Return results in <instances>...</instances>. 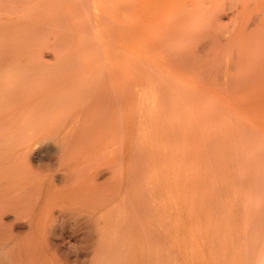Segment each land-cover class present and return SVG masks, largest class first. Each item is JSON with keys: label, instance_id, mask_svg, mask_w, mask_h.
<instances>
[{"label": "rangeland", "instance_id": "obj_1", "mask_svg": "<svg viewBox=\"0 0 264 264\" xmlns=\"http://www.w3.org/2000/svg\"><path fill=\"white\" fill-rule=\"evenodd\" d=\"M263 3L264 0H0V59L5 56L0 60V72L10 66L9 71L14 72L22 68L17 72L21 75L26 70L33 72L37 66L36 71L45 68V72H33L40 77L52 68L48 75L78 68L75 73H79L77 82L83 81L81 85L77 83L82 86V94L86 90L83 88L88 86L91 94V87L106 80L104 86L115 93L110 92L117 101L113 108L118 110L120 101L116 96L123 89L119 85L126 82L128 132L121 137L125 138L126 149L121 151L123 142L119 135L114 136L116 142L119 139L121 153L113 150V143L107 145L118 153L117 160L113 157L115 161L108 164L112 165L109 169L103 165L111 154L103 157L104 147L95 150L102 152L99 158H105V162L98 160L96 164L95 210H84L86 213L79 217L83 225L80 236L85 237L79 251L80 264H264ZM82 56L92 59L86 61ZM69 58L78 64L74 66L76 62L68 60L73 63L69 64ZM100 59H105V64ZM82 66L90 68L83 69L85 75L80 72ZM87 69L96 71L92 75L97 78L103 75L102 80L94 77L98 83L93 81ZM110 72H114L112 79ZM37 77L32 80H39ZM63 81H67L62 82L64 89H71L67 75ZM75 82L72 79V87ZM85 95V99L81 96L84 101L76 99L80 105L91 98L87 92ZM116 109L113 111L118 122L121 109L118 114ZM89 118L78 122L87 123L86 131L89 125L95 129L91 123L97 121ZM102 122L95 126L100 128ZM70 123L66 121L61 130H47L54 142L46 145L56 146L65 137L71 139V129L67 130ZM117 130L115 134L121 135ZM97 135L95 141L99 144L102 136ZM85 138L83 143L90 137ZM95 141L90 139L87 144L94 142L98 146ZM67 142L64 143L75 144L73 138ZM32 148L34 154L31 149L30 155L33 162H38L34 156L38 157L39 147L35 144ZM89 148L92 149L90 146L86 150ZM92 151V155L82 151V157L94 160ZM125 152L127 155L122 154ZM49 155L52 154H46L44 162L51 164L53 156ZM123 157H127L124 164ZM122 170L127 178L120 175ZM83 171L80 174L84 175ZM111 175L116 177V182L115 177L112 181L114 190L106 184ZM121 182L125 188L115 184ZM112 205L124 209L114 210ZM73 237L67 236L69 242L65 245H71ZM91 237L90 244L87 240ZM90 245H96L95 250ZM68 247L64 250L71 257L73 248Z\"/></svg>", "mask_w": 264, "mask_h": 264}, {"label": "bare ground", "instance_id": "obj_2", "mask_svg": "<svg viewBox=\"0 0 264 264\" xmlns=\"http://www.w3.org/2000/svg\"><path fill=\"white\" fill-rule=\"evenodd\" d=\"M85 54H88V53H85ZM82 55H84V53ZM37 56H41V55L39 54ZM84 56L87 57L88 55H84ZM84 56L82 57L86 61L92 59L88 57L89 59L87 60ZM4 58L5 56L3 57V59H0V60H4ZM39 58L41 59V57ZM116 58H119V57H116ZM79 59L77 60L79 61ZM12 60L16 61L15 59H12ZM68 60H70V58L67 59V61ZM75 60L76 59H74V61L73 60L72 61L70 60V61L74 63L76 62ZM104 60L105 59L103 60L100 59L101 63ZM41 62L37 64H40ZM71 62H69V64L73 65V63ZM96 63L98 64V62ZM103 63L105 64V61ZM77 64L78 62H76L74 66H76ZM94 64L95 63L93 62V65ZM85 65H87V63ZM99 65H100V62H99ZM87 66L85 67L82 66L81 67L82 71L80 69V72L81 73L84 72L83 70L84 68L90 69ZM1 67L3 68V66ZM13 67L15 68L16 66H13ZM99 67L101 68V66ZM2 68L1 70L2 71L5 70L4 72L6 73L2 74V71L0 72L2 74V75L0 74V264H80L81 255H79V251L83 247L82 239H84L85 237H82L84 235L80 236V231L83 225L82 226L80 225L81 222L79 221V217H80V214L84 212V210H87L90 212L91 211L93 212L95 210V209L93 210V208L96 205L94 203L95 196L97 197V195H95V192L97 189V184L95 182V175L97 174L96 164L98 160L101 161L99 157H102L106 153H107L106 155L108 156L109 155L108 152H109L111 154L109 155V157H111L110 160L108 157H107L108 159L101 158L102 161L103 159H105L106 161L108 160L109 162L107 163L103 161V163L105 162L104 165L103 163L100 164V165L105 166V168L108 166L107 168L109 169L110 165L108 164H111V162L115 161L113 157L116 158L117 154L121 153L119 152L120 148L118 150V147H121V144L119 143V139H121V137L127 136V134L125 135V132H128L127 130L128 128H126L128 127V124L126 125L127 119L125 118L127 116L126 114H128V110H126V105H127L126 104L127 103L126 101L127 100V96H126L127 86L125 87L126 82L122 81L120 82V85L118 83V85L121 86V88L123 87V89H121L119 93L115 91L116 93H118V95L116 94L117 95L116 97L119 96V101H120L119 108L121 109V110L119 109L120 110L119 111L115 107L117 101L115 100L116 101L115 102L113 100L114 97L112 94H115V93L111 92L112 90L110 91L112 94L108 91L110 88L108 87L109 85L108 86L106 85L108 88L104 86L105 83H107L105 82L106 80H104V82L101 81L99 82V84L91 87V89H89L91 91V94L88 93L87 91L88 86L87 88H83L84 90L86 89L85 94L87 92V96L91 95V98L90 96L89 98L87 97L88 98L87 102L88 103L89 101L91 102L88 105L85 104L87 102L85 103L81 102L82 105L79 104V101L77 100L81 99L82 101L83 98L84 99L86 98V95L82 94L83 90L82 88H80L82 86H78V85H81L80 82H83V81H80L79 83L77 82V79H79V75H78L79 73L77 72L76 74L75 71H78L79 70L78 68H77L78 70L74 68V72L73 71L70 72L71 70L67 73H64L65 71H62L63 73L59 71L60 72V73L58 72L59 74L57 73L55 74V72L52 73L51 71L52 74H49L50 78H49L48 72L52 70L53 68L50 69L49 71L47 70L48 72L46 71V74L45 73H43V75L41 74L40 77H37L38 74L34 73L39 80H32L35 78V75L33 74V72L36 70H39V68L37 69V66L36 68L34 67L35 70L34 68L31 67L34 70L33 72H31V70L30 72H27L29 71V70H26L28 68L24 69L26 71L25 73L21 75L20 73H17V72L21 71L19 69H22V68H19L17 71L15 70V72L18 75L13 70L9 71L10 66H9V70H6L5 68L2 69ZM88 69H87V73L89 71ZM92 69H94L93 66H92ZM44 70H41V71L45 72ZM125 70L127 69L125 68ZM41 71H36V72L40 73ZM89 72L92 75L96 71L94 72L92 70ZM61 73L63 74L62 75L63 79L61 77ZM85 73L86 72H84L83 74L85 75ZM102 73H104V70H102ZM71 74L78 75V77L76 78V76L73 75L74 77L72 76L73 77L72 78L70 76ZM96 74L97 73H95V75ZM109 74H112V72H110ZM31 75H33L32 76L33 78L31 77ZM66 75L69 77V80L71 79V81L69 82V85L73 86L72 79L76 81L75 82L76 85L74 83L75 87L71 86V89L69 88L70 90L67 88L70 94L66 89H64L66 87L63 86V83H62L64 82L63 80L66 79ZM113 75H114V72L112 74V77H110L109 79H112L114 77ZM45 77L49 78V80H47ZM90 77H92L93 81H95L94 79L96 78V80H98L100 76L98 75V78L97 76L95 77L94 75ZM101 78H103V75H101L99 81L102 80ZM104 79H106V75ZM109 79H107L108 82H110ZM65 82L67 83V81ZM112 82H114V80H112ZM121 83L124 86H122ZM84 86L85 85L83 83V87ZM132 91L133 90H131V92ZM64 92L66 93V95ZM68 94L70 95L69 97H67ZM81 96H83V98ZM113 102L115 103L114 108H113V105H114ZM113 109L114 110L116 109L117 114L120 112L119 113L120 119L118 120V122L116 121L117 118H115V112L113 111ZM117 110L119 112H117ZM81 113H83V115H81ZM88 113L92 114L91 117L89 116L91 114L87 115L90 118L85 115ZM95 114L98 115L97 117H99L100 115L101 117L97 118ZM80 115L84 118H82ZM85 117L89 118L91 121L92 119L94 120L96 118L94 121L97 120L98 122L96 121V123H99V124L103 120V122L101 123V127L97 128L95 125L98 126L99 124L92 122L91 124H93L92 126L95 129H92L91 125H89L91 127V128L89 127L90 131H89V128H88V131H86L87 130L86 126L88 127L87 123L86 124L78 123L80 121V118L83 121L86 119ZM100 118H102V120ZM68 120H70L71 123L68 125L67 130L71 129L69 131V134L71 132V134L73 135V136L68 135V137H71V139L65 137L64 141L62 140L63 143L61 142L60 144L56 146L55 145L47 146L46 144H48L49 141H53V140H50L49 138L50 136L47 135L48 134L47 130H61L65 127L66 121L68 122ZM90 122L88 124H90ZM117 129H119L122 132L121 133L122 136L120 135V132L118 134L117 133L115 134V132H118ZM93 130L97 131L96 132L97 134L100 133L99 136L96 134L97 138L102 136L101 137L102 142L100 141L99 142L102 145L104 144L103 146H99L101 144L100 143L98 144V142H96L97 141L95 138L96 135H94L95 131ZM91 132H94V134H92ZM89 134H92L91 135L92 137ZM88 136L90 138H88ZM114 136H117L119 138L117 139V142L114 139ZM85 137H87L88 139ZM72 138L75 144L72 143V146H71L69 142L70 140H72ZM84 138L87 139L88 141H90V139L93 141L96 140L95 143H97L98 146L94 145V142L91 143L92 142L91 141L89 143L92 149L89 148L90 151H87L86 149L90 146L89 144H87L88 143L87 140H84V143H83ZM66 140H68V142ZM121 140L124 145L125 138ZM126 140H127V137H126ZM64 142H67L69 144H65ZM76 142L79 144L77 145ZM80 142L81 144L83 143L88 147L82 150L81 148H83V146L84 147L86 146L83 144L81 146ZM116 143H119V144H116ZM35 144H37L39 147L38 157L34 156V159L37 160L38 162L36 161L33 162V158H32L33 157L32 155L34 154L33 149H35L32 147ZM92 144L94 146H92ZM108 144L116 145V146L119 145L115 149L114 147L116 146H113V150L118 151V153L111 151V149H109L107 146ZM44 145H46L47 147ZM95 146H96V149L92 151ZM102 147H104V149ZM100 148L104 150L102 151L104 154L101 151L99 152V153H102V156L101 154L96 152L97 149L99 151ZM105 148L108 150L106 151ZM122 148L123 150L121 149V151L124 152V148L126 149V146L124 145ZM30 150L33 153L32 155H30L31 154ZM81 150L89 154H91L90 153L91 151L94 152L93 153L94 160L87 158V156L82 157ZM95 152H96V155H94ZM127 153L125 152L122 154L127 155ZM46 154L47 155L52 154L51 156L53 157L50 158V160L52 159L53 163L48 164L47 162H44V159L46 158L45 157ZM97 155L99 156L97 157ZM95 157H97L96 160H95ZM112 158H113V161H112ZM120 158H121V155H120ZM126 158L127 157L122 158L121 162L123 164L124 162H127V161H124L126 160ZM82 163H84L83 165L85 166L81 167L80 164ZM116 163H118V161H116ZM116 166H118V164ZM114 169H115V166H114ZM80 170L81 172L84 170L83 173L85 174L84 175L80 174L81 173ZM122 174H123V170H122ZM122 174L120 175L124 176V178H127L126 177L127 175L125 174L122 175ZM97 177L98 175H96V178ZM114 177L112 175L109 176V178L107 179L108 183L106 182V184L107 185L109 184L108 186L109 187L111 186L110 188L112 189L114 187V185L112 184ZM110 178H112V180ZM115 180H116V177L114 178V181ZM117 180L120 181V177L117 178ZM124 180H126L125 182L128 181L127 179H124ZM122 182L121 184H117L118 183L117 181V183L115 184L121 185L122 187L123 186ZM112 191H108V194L109 192H111L112 194ZM97 193L99 194L98 191ZM124 193L127 194V190ZM100 194L98 196H101ZM105 195L107 197V192L105 193ZM111 196L113 197V194ZM111 196H108V198ZM115 196H117V194ZM111 199L112 198H110V200ZM118 199H120V197ZM124 203L126 202L124 201ZM103 204H105V202H103ZM119 206L113 207L112 205V209L114 208L117 209L119 208ZM121 208H119V210H121ZM119 210L117 211L119 212ZM84 213H86V211ZM95 213H93V215ZM90 216L92 217L91 213H89L88 217ZM87 220L89 222L90 219H87ZM88 224H91V223L89 222ZM89 226L91 225H88L87 227ZM69 235H74L73 240L71 241V245H69L70 243L68 244V246H72L70 247L71 249L73 248L72 255L69 253L71 257H69L68 253H66L67 251L65 252L64 250L66 249V247H68L67 245H65V242L66 244L67 242H69V240H67V236ZM88 235H90V232ZM93 236L95 235L93 234ZM93 238L94 237H91L90 239H88L90 241H88L87 239L86 240L88 243L91 244V241H92L91 239ZM70 248L68 247V249ZM92 248L93 246L91 247V249ZM94 248H96V245L94 246ZM94 248L92 250H95Z\"/></svg>", "mask_w": 264, "mask_h": 264}]
</instances>
